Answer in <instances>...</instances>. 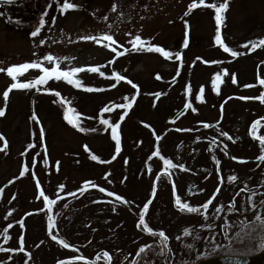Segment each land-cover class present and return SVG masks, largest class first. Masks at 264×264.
I'll list each match as a JSON object with an SVG mask.
<instances>
[{
    "label": "rangeland",
    "instance_id": "1",
    "mask_svg": "<svg viewBox=\"0 0 264 264\" xmlns=\"http://www.w3.org/2000/svg\"><path fill=\"white\" fill-rule=\"evenodd\" d=\"M76 1L83 10L59 9L52 29L36 36L0 17V248L8 249L0 264H126L146 244L151 264H188L264 218V144L254 138L264 137V46L253 47L264 40V0H204L228 3L220 25L214 8H191L200 0ZM219 31L238 56L216 44ZM106 35L115 43L85 39ZM136 36L145 48L133 49ZM26 63L41 67L16 80L7 74ZM92 67L100 71L77 73L81 88L51 79L12 89L5 104L12 83L34 82L44 68ZM34 89L41 91L32 106ZM67 108L84 131L65 119ZM177 196L200 212H182ZM145 205L151 233L137 226Z\"/></svg>",
    "mask_w": 264,
    "mask_h": 264
},
{
    "label": "snow or ice",
    "instance_id": "2",
    "mask_svg": "<svg viewBox=\"0 0 264 264\" xmlns=\"http://www.w3.org/2000/svg\"><path fill=\"white\" fill-rule=\"evenodd\" d=\"M5 3L7 4H14L16 3V0H4ZM201 5H204V0H200V4H196V3H193L191 5V8H197ZM205 7H211V8H214L215 9V19H216V22L218 25L222 24L223 23V13L228 9V3L227 2H224V3H221L219 4L218 6L215 5V4H212V5H204ZM76 7V5L68 2V0H65V3L63 4L62 6V11H67V10H70V9H74ZM113 10H115V8H113ZM41 24H43V20L41 21ZM40 29H36L35 31H33L31 33L32 36H36L38 34ZM85 39H91V40H99V39H102L104 41H107V42H110L112 44L115 43L113 37L111 35H106V36H103V37H86ZM133 43V49L135 50H141L143 48H145V41H143L141 39V37L139 36H136L135 37V40L132 42ZM216 44L217 45H220L221 47H223V50L225 52H230L231 49H229L227 46L224 45V42L223 40L221 39L220 35L218 34L216 36ZM188 46V42L187 40H185V43H184V47H187ZM259 46H264V40L260 41L259 44L257 45H253V47H259ZM132 49H125V51H121L118 53L119 56H123L126 54V52L128 51H131ZM112 51L113 52H116V48H112ZM147 51H150V52H157V53H162L164 57L168 58V59H171L172 58V53L168 52V51H165L164 49L160 48V47H147ZM231 54L233 56H236L238 55V53L234 52V51H231ZM177 56H179V54H177ZM47 60L49 61H52L53 60V57L52 56H48L47 57ZM41 65L39 63H26V64H23V65H19V66H13V67H10L7 69V74L13 78V80H16V78L19 76V75H22L25 71L29 70V69H38L40 68ZM91 71L93 73H96V72H99V68L97 67H92L90 69H84V68H75L73 70H70V71H60L58 69H52L51 71L47 68H44L43 69V72H44V75L40 76L39 79H36L34 82H29V83H12L9 90L8 91H5L4 92V98L5 100L7 99L8 95H9V91H11L12 89H30V88H36L37 86L39 85H44L46 84L49 80L51 79H55V80H65L67 83H69L70 85H74L76 88H81L82 87V81H80L79 79H75L77 73H80V72H83V71ZM0 71H3V69H0ZM101 75H104L103 73H100ZM226 74V73H225ZM115 79L117 81H121V80H124L125 77L121 76V75H116L115 76ZM233 82L235 83V80H233ZM129 84H132V82L129 80L128 81ZM222 83V77L220 74H217L215 76V80H214V86H215V90L218 92L219 91V84ZM259 83L261 85H264V79H261L259 81ZM115 86V85H113ZM133 87H136L135 85H133ZM87 91H98L97 89H92V88H87L86 89ZM55 95L59 96V93H55ZM242 99H249V98H242ZM261 100H264V96H261L260 97ZM62 104L63 103H67V101H64V100H61L60 101ZM117 107L119 108H131L132 107V104L129 103V104H122V105H118ZM188 107L190 108L191 105H188ZM104 112H109V111H112V109L110 108H104L103 109ZM4 115V112L2 110H0V116H3ZM126 115V113H125ZM65 119L70 123L72 124L74 127H77L79 128L80 131H84L83 128H80V125H79V121H80V116L78 113L75 112L74 109L72 108H67L66 109V113H65ZM103 124L107 125L109 124V121L108 120H103L102 121ZM256 124H260V121H257ZM119 124H116L113 128H112V137L114 140L117 141V152L120 151L119 149V134H118V129H119ZM205 127H208V125H205ZM254 130H255V126H254ZM226 135V134H225ZM230 138V137H229ZM256 139H258L260 141L261 144H264V137H259V136H256L254 137ZM6 146V145H5ZM158 155V153H157ZM93 160H96L97 157L95 155H93L91 157ZM259 159L261 160H264V156H261ZM165 164L167 167L169 168H172V167H176L175 165H173L171 163V161H165ZM24 171L26 172L27 171V168L24 169ZM22 175H23V172H22ZM231 180L235 181L237 179V177H230ZM62 187V186H61ZM2 191V190H0ZM101 191H103V189H101ZM216 192L218 193L219 192V188H217ZM72 195H75L74 193ZM109 195H111V193H109ZM154 195V193H153ZM40 196H44V193L41 191L40 192ZM215 198V196H213L211 199H209L207 201V203H205L203 205V208L205 211H207L208 207L212 204V200ZM45 199L47 200V197H45ZM48 207L49 209L51 208V206L55 203L54 200H48ZM150 203V201H149ZM175 203H176V206L182 211V212H188V213H199L200 212V208H197V207H192L190 206L188 203L186 202H182L180 197L177 196L176 197V200H175ZM221 209L218 208L217 211H220ZM148 211V205H145V208L141 214V218L139 220V223H138V227L140 226H145L146 230L151 233L152 232V229L150 227H147L146 223H145V219H144V214L147 213ZM261 218L260 217H257V220H260ZM9 227H11V225H9ZM54 227V221H53V218L50 216L49 217V233L51 234V230L52 228ZM190 233L188 231L185 232V235H189ZM159 235L163 238V241H166L167 240V237L165 236V234L163 232H160ZM247 235V234H245ZM53 240H56V236H52L51 237ZM21 244H23V238L21 237ZM59 243L65 247V248H68L69 245L64 241V240H60ZM260 249L264 250V238L261 239V242H260V245H259ZM23 249H21L22 251ZM0 251H8V249H3V248H0ZM141 252L145 251L144 248H142L140 250ZM110 259V257H109ZM61 264H64V262H61Z\"/></svg>",
    "mask_w": 264,
    "mask_h": 264
},
{
    "label": "flooded vegetation",
    "instance_id": "3",
    "mask_svg": "<svg viewBox=\"0 0 264 264\" xmlns=\"http://www.w3.org/2000/svg\"><path fill=\"white\" fill-rule=\"evenodd\" d=\"M74 1L68 0L70 3ZM64 3L65 0H16L14 4H7L4 0H0V17L5 20V25L9 29L28 31L29 34L36 29H40L38 34L41 32H49L52 27L48 24H52L55 15L59 9H62ZM74 5H76V9L83 10L86 4L85 1H81L80 3L76 1ZM35 17L36 20L39 17H43L45 25H37ZM39 91L41 89H34L32 93V106L35 96ZM6 102L7 99L5 100V104Z\"/></svg>",
    "mask_w": 264,
    "mask_h": 264
},
{
    "label": "trees",
    "instance_id": "4",
    "mask_svg": "<svg viewBox=\"0 0 264 264\" xmlns=\"http://www.w3.org/2000/svg\"><path fill=\"white\" fill-rule=\"evenodd\" d=\"M39 19L40 21L42 19L43 25H45L44 18L39 17ZM40 21L37 22V25L39 26L42 25ZM251 51L254 52V48L247 50V52L252 53ZM226 54L228 55V53ZM262 238H264V218H261L260 220L253 219L247 225L236 230L232 234L231 239L227 243H223L221 245L216 246L207 255L200 256L198 257V259L206 258L214 255H221V254L251 255L262 250L259 247ZM149 246L151 245L146 244V246L143 247L145 249V251L143 252L140 251L141 249L137 251L133 260L126 264H151L152 263L150 259L151 255L148 252ZM85 264H103V263H99L98 261L92 259Z\"/></svg>",
    "mask_w": 264,
    "mask_h": 264
},
{
    "label": "water",
    "instance_id": "5",
    "mask_svg": "<svg viewBox=\"0 0 264 264\" xmlns=\"http://www.w3.org/2000/svg\"><path fill=\"white\" fill-rule=\"evenodd\" d=\"M188 264H264V250L251 255H214L208 258L195 260Z\"/></svg>",
    "mask_w": 264,
    "mask_h": 264
}]
</instances>
